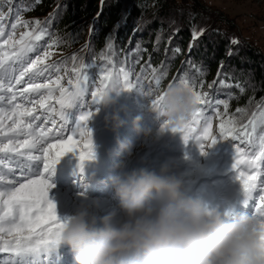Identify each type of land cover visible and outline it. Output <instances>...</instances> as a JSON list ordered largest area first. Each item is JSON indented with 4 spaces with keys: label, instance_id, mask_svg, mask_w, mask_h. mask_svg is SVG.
Returning <instances> with one entry per match:
<instances>
[{
    "label": "snow or ice",
    "instance_id": "snow-or-ice-1",
    "mask_svg": "<svg viewBox=\"0 0 264 264\" xmlns=\"http://www.w3.org/2000/svg\"><path fill=\"white\" fill-rule=\"evenodd\" d=\"M3 19L0 15V254H7V259L0 261V264H48V254L60 244L65 221L58 217L56 205L49 199V190L53 185L45 176L67 153L79 154L81 168L84 161L94 158L91 133L87 127L91 110L84 112L70 134L66 135L69 132L68 110L77 101L91 109L85 99L90 68H99V86L91 92L92 105L101 103L109 90H132L136 84L124 67L118 70L114 65L108 67L113 61L106 53L114 48L113 40L109 37L105 50L100 54V60L106 63L96 65L94 61L92 64L81 63L78 68L73 66L74 78H68L65 86L61 76L51 78L50 70L59 72L60 68L46 63L52 54L50 51H44L43 55L36 54L33 58L41 47L40 42L50 35L48 26H42L39 20L17 19L10 30H6ZM50 23L47 21L45 25ZM21 26L26 30L17 36V29ZM203 32L204 29L197 31L193 26V42ZM160 39L157 35V43ZM60 42L57 38L47 47L53 48ZM231 43L235 45L239 41L233 39ZM191 47L190 44L189 50ZM139 50L140 45L137 44L135 51ZM180 51L179 47L173 49L175 54ZM229 55L232 53L229 52ZM72 59L75 61L76 57ZM187 63L197 75H206V71L193 65L191 60ZM161 68L162 71L152 69L157 86L167 76V69L163 65ZM219 77L218 71V80ZM40 78H44L43 82H40ZM174 81L169 87L179 84L190 91L193 109L186 118L168 122L165 127L170 126L173 133H180L185 143L195 142L201 155H206V149L219 140L232 142V168L236 172V179L240 181L248 200L252 201L253 219L264 229V134L257 135L258 128H264V107H258L250 118L242 122L241 115L237 114H246V109L237 108L234 114H229L228 101L216 100L215 105L223 104L224 112L216 108L219 125L218 134H214L211 118L205 117L204 106L213 105L208 93L197 91L194 78H190L187 72L180 74L178 80L174 78ZM20 85L23 87H18ZM219 85L233 86L225 80H219ZM235 86L241 93L244 92L239 84ZM163 100V94L156 96L151 100L152 108L161 110ZM57 116L59 123L55 118ZM42 117V124H37ZM201 121H204L203 127ZM48 123L52 127H47ZM260 240L264 249V231H261Z\"/></svg>",
    "mask_w": 264,
    "mask_h": 264
},
{
    "label": "trees",
    "instance_id": "trees-1",
    "mask_svg": "<svg viewBox=\"0 0 264 264\" xmlns=\"http://www.w3.org/2000/svg\"><path fill=\"white\" fill-rule=\"evenodd\" d=\"M0 15L10 21L39 20L42 26H48L50 35L40 42L39 50H51L54 54L52 64L60 68L59 72L52 69L54 74L74 78L73 66L78 68L81 63L94 61L100 65L104 62L100 54L111 37L114 48L106 55L117 66L126 68L134 80L146 79L150 91L155 88L157 93H163L175 83L174 78L178 80L180 74L187 72L194 78L196 90L208 93L213 101L211 107L204 106L206 118H211L217 107L224 112L223 104L215 105L216 100L228 101L229 114H234L237 108L246 109V114H237L242 122L258 107H264V49L246 34L248 29L241 25L240 17L231 16L204 0H103V4L101 0H39L38 3L0 0ZM47 21H51L50 25H45ZM193 26L197 31L204 29L195 42ZM21 29L25 28L21 26ZM157 35L161 37L159 43ZM57 38L60 44L48 48ZM233 39L239 43L233 45ZM137 44L139 51H135ZM177 47L181 50L179 54L173 52ZM189 60L204 69L206 75H197L187 63ZM162 65L167 76L157 86L152 69L162 71ZM97 68L89 69L95 77L91 86H99ZM218 71L219 80L232 87H220ZM236 84L244 88L243 93ZM217 143L224 144L222 140Z\"/></svg>",
    "mask_w": 264,
    "mask_h": 264
},
{
    "label": "clouds",
    "instance_id": "clouds-1",
    "mask_svg": "<svg viewBox=\"0 0 264 264\" xmlns=\"http://www.w3.org/2000/svg\"><path fill=\"white\" fill-rule=\"evenodd\" d=\"M162 94L164 107L154 110L163 121L157 137L171 130L166 123L186 118L193 109L190 91L179 84ZM101 103L115 101L106 93ZM139 122L137 117L136 130L152 135ZM106 123L115 132L125 121L114 111ZM121 148L130 151V145L121 143ZM168 173L164 164L159 174L141 168L111 177L123 214L119 220L116 211L98 217L88 207L67 219L60 244L76 264H264V229L258 221L244 214L229 220L207 210L202 200L183 193L182 179Z\"/></svg>",
    "mask_w": 264,
    "mask_h": 264
},
{
    "label": "rangeland",
    "instance_id": "rangeland-1",
    "mask_svg": "<svg viewBox=\"0 0 264 264\" xmlns=\"http://www.w3.org/2000/svg\"><path fill=\"white\" fill-rule=\"evenodd\" d=\"M204 1L213 7H218L224 12L227 11L231 16L240 17L243 21L241 25L248 29L246 34L264 49V0ZM14 22L16 20L10 21L5 18L3 26L7 27L6 30H10L11 24ZM22 31L21 27H18L17 36ZM45 51L52 53L51 50ZM43 52V49L38 50V53L33 54V58L36 54L43 55ZM53 59L54 54L52 53L46 63L52 64ZM104 63L106 62L104 61L101 64ZM113 65L117 70L121 68L114 61L108 67H113ZM125 70L127 69L125 68ZM50 71L51 78L55 79L58 74H54L52 70ZM97 71L99 75V68H97ZM59 76L62 77L61 82L67 86L68 76ZM89 77L88 92L85 99L87 106L91 107V109L82 106L77 101L68 110L69 132L66 135L70 134L71 128L75 127L79 117L84 112L91 110L92 115L87 121V127L91 133L93 147L101 143H107L111 146L105 147V153L110 157V166L104 172L100 162H90L92 160L90 159L84 161L81 168L79 154L77 152H70L60 158L54 169L46 174L45 178L53 185L49 190V199L55 203L57 215L62 221H66L75 215L82 207H88L98 217H102L113 211L119 212V201L112 186L111 177L123 175L132 170H138V167H136L137 161L139 162V166L148 164V169L157 170L159 173L162 165H169L168 174L182 179V191L186 196L193 191L199 193L206 186L214 188L212 192L218 196L217 189L221 187L220 185L225 184L228 188H226L227 190L234 189L237 191L236 193L239 197L238 204L235 201L232 202V199L227 201L222 199L220 206L224 207L227 205L226 219L231 220L242 214L252 216L254 211L252 201L248 200L240 181L236 179V172L232 168L234 147L231 141L222 140L224 143L221 144L222 146L216 143L206 149V155H201L199 146L193 141L185 143L180 133H173L171 130H168L163 135L157 137L156 133L163 121L157 118L156 111L151 106V100L162 94L161 92L157 93L155 88H152L153 90L150 91L146 86V79L139 78V83L137 84V78L134 80L130 76L136 87L132 90H109L107 94L115 103L107 106L103 105V103L92 105L91 92L98 86H91L95 77L90 72ZM43 80L44 78H40V82H43ZM18 87H23V85ZM114 111H118L121 119L125 121L124 125L115 132L111 129V125L106 123V117H110ZM137 117H140L139 127L141 129H151L152 135L145 137L142 132L136 130L134 121ZM55 118L57 119V123H59V117ZM211 121L213 133L218 134L216 128L219 125V118L216 117V109L214 115L211 117ZM42 122L43 117L41 121H37L36 123L42 124ZM203 126L204 121H201V127ZM47 127H52L51 123H48ZM260 130L261 128H258V136L264 134V131ZM121 143L130 145V151L126 148H121ZM79 163V167H76ZM100 169L102 170L99 171ZM65 170L69 172V177L66 179H64ZM105 173L108 174L105 181L110 183L106 191L98 183H94ZM185 186L187 187L185 188ZM236 193L235 195H237ZM62 194H67L66 200L62 198ZM85 199L87 200L83 202ZM246 200H248L247 203H245ZM104 204L108 206L104 207ZM237 206L240 207L237 208ZM235 209H238V211ZM122 217L123 214L120 212V214H117L116 219L119 220ZM64 250L70 251L67 246L64 247L62 252H65ZM59 258L60 254L56 250L53 253L50 252L48 254V264H59ZM6 259L7 254H0V261Z\"/></svg>",
    "mask_w": 264,
    "mask_h": 264
},
{
    "label": "bare ground",
    "instance_id": "bare-ground-1",
    "mask_svg": "<svg viewBox=\"0 0 264 264\" xmlns=\"http://www.w3.org/2000/svg\"><path fill=\"white\" fill-rule=\"evenodd\" d=\"M105 147H111L109 144L107 143H101V144H97L96 146L93 147V149L97 150L98 152H101L104 157L107 158V161L104 162L102 161L100 164L102 165V169L105 170L107 169L105 166L109 165L108 162L110 161V157L107 156V154L105 153ZM103 155H100L98 157H95L93 158V161L94 162H98L99 159H101L100 157L103 156ZM110 166V165H109ZM136 167H138V169H141V168H144V169H147L149 171H153V172H156V173H159L157 170H151V169H148V164H143V165H140L139 166V162L137 161L136 162ZM65 173V178L66 179L67 177H69V172L68 171H64ZM212 173V172H211ZM105 175L108 176V174L105 173ZM107 180V177L102 175L101 177L98 178V180H96L94 183L95 184H99V186H101L104 191H106L108 189V186L110 185L109 182L105 181ZM221 187H219L217 190V193H218V196H216L215 194H213L212 190L214 191V188H210L208 186H206V188L204 187L202 189V191H200L199 193H195V191H193L191 194L188 195V197H192V198H198L200 200H202L205 204V207L207 210L209 211H218L220 212L223 216H225L226 218V215L225 213L227 212L226 211V206H220V203L222 202V199L224 200H230L232 199V202L235 201L237 204H238V194L236 193L237 191H235L234 189L232 190H227V186L224 184L220 185ZM224 186V187H223ZM187 186H185L186 188ZM229 187V186H228ZM227 188V189H226ZM235 193L237 195H235ZM57 194H59V192H57ZM234 196V197H233ZM67 198V194H62V198ZM65 198V200H66ZM237 198V199H236ZM87 199H85L83 202H85ZM231 202V203H232ZM119 204V203H118ZM104 207H107L108 205L104 204L103 205ZM240 206H237V208H239ZM117 214H120V212H117ZM66 245H63V244H59L57 245L55 248H54V251L56 250L57 252H59L60 254V258L58 259V263L59 264H76L75 260H74V257H73V254L71 253V251L68 252V250H64L65 252H62L64 247ZM64 253V254H63Z\"/></svg>",
    "mask_w": 264,
    "mask_h": 264
}]
</instances>
